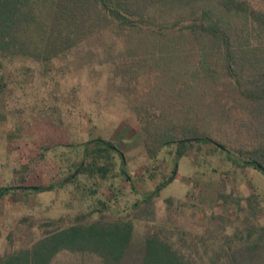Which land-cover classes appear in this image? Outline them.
<instances>
[{"label": "rangeland", "instance_id": "obj_1", "mask_svg": "<svg viewBox=\"0 0 264 264\" xmlns=\"http://www.w3.org/2000/svg\"><path fill=\"white\" fill-rule=\"evenodd\" d=\"M244 1L264 9V0ZM240 25L248 35V26ZM100 32L58 54L51 48L49 57L48 43L39 38L30 48L41 57L0 53V186L56 185L42 192L16 189L0 200V254L30 247L47 232L76 223L120 221L133 225L128 264H138L145 239L153 234L191 263L230 264V249L245 245L250 229L264 226V173L236 165L225 150L237 154L260 144L263 126L251 122L255 112L234 101L224 79L214 77V87L212 73L201 68L200 44L172 40V48L183 54L171 51L173 66L163 70L148 65L152 58L144 48L133 50L134 38ZM242 40L263 59L264 33ZM185 80L193 85L183 97ZM187 111L190 117L201 115L214 142L196 144L178 159L175 179L145 203V195L171 175L176 150L170 145L149 156L146 115L180 123ZM97 138L124 152L131 180L121 175L115 154L107 178L81 174L60 187L84 160V145L91 147ZM83 262L101 264L68 252L54 264Z\"/></svg>", "mask_w": 264, "mask_h": 264}, {"label": "trees", "instance_id": "obj_2", "mask_svg": "<svg viewBox=\"0 0 264 264\" xmlns=\"http://www.w3.org/2000/svg\"><path fill=\"white\" fill-rule=\"evenodd\" d=\"M240 20L248 26V35L240 32ZM96 31L125 40L134 38L137 42L133 50L140 52L138 50L144 48L145 54L152 58L148 65L163 70L173 66L174 56L170 55L173 51L179 56L183 54V50L178 52L172 48V40L200 44L201 68L206 75L212 73L208 76L214 87V77H218L216 82L224 79L225 88L234 90V101L248 105L256 114L251 122L261 123L264 129V56L260 60L256 50L240 44L243 38L248 41L254 33H264V9L248 5L244 0H0V53H8L10 57H41V53L30 48L33 39L38 38L48 43L45 53L49 57L51 48L58 54L65 45H75ZM189 53L184 52V56ZM204 83L206 86L209 82ZM183 85L179 95L186 97L184 92L191 93L193 82L185 80ZM190 115L189 111L181 115L180 123L146 115L143 132L149 156L157 157L170 145L176 150L171 175L145 195V203H151L162 188L175 179L178 159L188 155L196 144L214 142L201 125V115L195 118ZM91 142V147L89 142L84 145L85 158L77 165V170L58 182L60 187L81 174L107 178L115 165V154L120 159L121 175L131 180L123 151L102 138ZM225 151L236 165L251 166L264 173V138L260 144L243 152ZM55 187L54 183L0 186V200L20 188L42 192ZM248 234L250 239L245 245L230 249V264H264V226L250 229ZM132 236L131 222L76 223L47 232L30 247L0 254V264H54L63 252L83 255L86 261L98 258L101 264H128L125 258ZM140 261L138 264H194L156 234L145 239Z\"/></svg>", "mask_w": 264, "mask_h": 264}]
</instances>
